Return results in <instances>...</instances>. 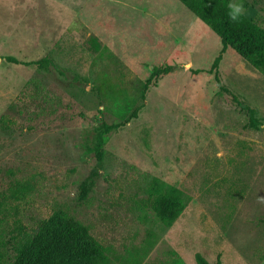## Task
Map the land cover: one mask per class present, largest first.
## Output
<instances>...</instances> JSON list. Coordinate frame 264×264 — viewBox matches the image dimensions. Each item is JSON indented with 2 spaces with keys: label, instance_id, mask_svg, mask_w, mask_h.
I'll use <instances>...</instances> for the list:
<instances>
[{
  "label": "rangeland",
  "instance_id": "obj_1",
  "mask_svg": "<svg viewBox=\"0 0 264 264\" xmlns=\"http://www.w3.org/2000/svg\"><path fill=\"white\" fill-rule=\"evenodd\" d=\"M243 5L264 28V0ZM220 48L180 0H0V194L30 184L0 212V263L16 221L31 229L62 209L105 246L108 264H197V254L264 264V72L227 49L217 82ZM44 55L58 69L5 60ZM153 65L173 69L141 99ZM100 78L117 88L103 102ZM232 93L257 108V129ZM100 120L124 123L107 134L98 165L81 141ZM152 178L188 198L170 225L151 209Z\"/></svg>",
  "mask_w": 264,
  "mask_h": 264
},
{
  "label": "trees",
  "instance_id": "obj_2",
  "mask_svg": "<svg viewBox=\"0 0 264 264\" xmlns=\"http://www.w3.org/2000/svg\"><path fill=\"white\" fill-rule=\"evenodd\" d=\"M180 1L196 17L209 26L220 39V51L211 64L217 82L220 83L218 64L222 54L227 49L234 51L253 67L264 72L263 27L254 23L245 15L238 22L230 21L227 15L229 0ZM5 60L15 64L35 65L38 71L43 72L58 69L50 55H44L30 61L6 56ZM172 69L170 65H153L148 77L135 92L143 99L147 88L150 85H155L160 78L169 74ZM95 89L98 98L103 102L117 88L108 79L100 78ZM232 95L239 108L247 114L246 127L257 129L259 124L256 116L257 108L241 101L236 94L232 93ZM141 106L142 102L131 112L128 118L136 117ZM123 123L124 121L108 123L100 120L90 128L85 129L81 144L86 151L91 153L98 165L103 160V147L107 134L118 129ZM97 174V170H93L87 178L81 181L78 186V201L86 199L94 185ZM29 190L30 184L28 182H15L9 188L8 193L0 194V212L7 208L10 199L19 200ZM149 193L152 195L151 209L154 216L165 225H170L179 216L188 200L181 189L167 185L157 178L151 179ZM14 231L7 264H108L105 246L89 232L86 225L69 216L62 209L53 211L31 229L16 221ZM195 258L197 264H208L206 259L199 254ZM144 264L164 263L146 262ZM215 264L221 263L218 260Z\"/></svg>",
  "mask_w": 264,
  "mask_h": 264
},
{
  "label": "clouds",
  "instance_id": "obj_3",
  "mask_svg": "<svg viewBox=\"0 0 264 264\" xmlns=\"http://www.w3.org/2000/svg\"><path fill=\"white\" fill-rule=\"evenodd\" d=\"M244 12L243 0H229L227 15L230 21L238 22L244 15Z\"/></svg>",
  "mask_w": 264,
  "mask_h": 264
}]
</instances>
